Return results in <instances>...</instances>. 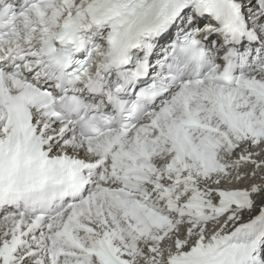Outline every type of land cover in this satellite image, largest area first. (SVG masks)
Returning <instances> with one entry per match:
<instances>
[{
	"label": "snow or ice",
	"instance_id": "snow-or-ice-1",
	"mask_svg": "<svg viewBox=\"0 0 264 264\" xmlns=\"http://www.w3.org/2000/svg\"><path fill=\"white\" fill-rule=\"evenodd\" d=\"M0 264H264V0H0Z\"/></svg>",
	"mask_w": 264,
	"mask_h": 264
},
{
	"label": "bare ground",
	"instance_id": "bare-ground-1",
	"mask_svg": "<svg viewBox=\"0 0 264 264\" xmlns=\"http://www.w3.org/2000/svg\"><path fill=\"white\" fill-rule=\"evenodd\" d=\"M247 215V214H246Z\"/></svg>",
	"mask_w": 264,
	"mask_h": 264
}]
</instances>
